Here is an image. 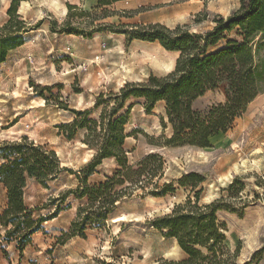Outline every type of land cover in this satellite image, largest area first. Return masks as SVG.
<instances>
[{
    "label": "rangeland",
    "instance_id": "1",
    "mask_svg": "<svg viewBox=\"0 0 264 264\" xmlns=\"http://www.w3.org/2000/svg\"><path fill=\"white\" fill-rule=\"evenodd\" d=\"M12 1L0 0V51H6L0 62V148L25 139L52 151L62 171L46 187L33 179L26 181L23 202L33 220L43 221L33 226L30 243L21 252L16 234L7 237L0 227V264H165L183 260L186 255L175 250L172 238L153 227L152 221L187 199L194 202L196 191L198 205L222 199L217 221L224 224L227 250L232 254L239 248L234 263L264 264V33L252 45L259 93L231 129L210 140L211 148L168 144L172 128L164 118V103H157L148 114L145 101L129 98L118 111L127 116L122 128L127 166L138 169L146 155L158 154L157 177L143 175V190L124 188L127 181L117 185L116 191L122 189L120 197L104 218L98 217L97 204H91L87 196L80 197L85 187L99 185L120 170L115 159H102L93 169L89 165L98 152L92 145L104 138L111 112L121 104L117 97L122 89L126 84L145 82L150 75L169 74L179 55L169 57L157 42L128 41L125 33L131 26L160 24L205 36L215 20L238 10L240 0H123L104 8L106 15L114 13L107 18H102L103 12L96 6L89 9V3L74 6L79 0H16L10 15ZM21 2L26 4L24 11H20ZM68 5L75 8L68 10ZM61 6L67 9L65 15ZM151 19L163 22L148 23ZM239 32L235 28L224 33L207 51H216L228 40L241 42ZM169 59L174 60L170 71H161L154 64L157 60L164 65ZM126 67L127 80L119 75ZM228 84L225 79L207 91L193 103V110L205 112L223 104ZM74 119L79 125L90 123L76 128L69 138L64 126ZM153 167V161L143 165L146 171ZM193 173L203 178L198 187H181L178 181ZM226 176L231 182L224 187ZM164 186L170 187L168 192L152 196ZM6 193L0 184V214L7 206ZM72 223L74 230L84 226L83 236L66 240L61 235L69 234ZM26 242L21 238L20 245Z\"/></svg>",
    "mask_w": 264,
    "mask_h": 264
},
{
    "label": "trees",
    "instance_id": "2",
    "mask_svg": "<svg viewBox=\"0 0 264 264\" xmlns=\"http://www.w3.org/2000/svg\"><path fill=\"white\" fill-rule=\"evenodd\" d=\"M117 1L123 0H97L95 9L102 10V18L113 16L114 13L106 15L104 8ZM16 3V0L11 2L8 14L15 12ZM72 8L75 7L67 6L68 10ZM214 22L215 26L205 36L179 26L170 30L160 24L131 26L133 29L125 33L128 41L157 42L164 51L179 55L171 73L163 77L150 75L145 82L126 84L117 97L121 104L112 110L107 121L104 138L100 143L92 145L98 152L89 169L98 166L105 158L115 159L120 166L114 177L107 178L99 185L85 187L80 196H87L91 204H97L95 209L98 217L102 215L101 218H104L105 214L110 213V207L120 197L118 192L122 189L116 191L117 185L121 186L127 181L129 185L124 188L143 190V175L148 179L157 177L161 165V157L149 153L142 159L140 168L132 170L131 166H127L122 134L127 116L118 114L127 99L145 101L144 108L148 114L157 103H164V116L172 128L168 144L207 149L211 148L210 140L231 129L234 121L246 112L248 105L258 95L252 45L256 36L264 33V0H240L236 12ZM235 28H239L241 42L228 40L216 51H207L223 38L224 33H230ZM15 38L12 40L17 43ZM5 54V49L0 51V62H3ZM225 79L229 80V84L223 104L212 106L205 112L193 110L192 105L198 98L216 89ZM123 83H119V86L122 87ZM80 123L74 119L71 125L64 126L69 130V138L76 128L86 127V123L90 122ZM148 161H153L154 167L146 171L143 165ZM0 163V184L7 191V206L0 214V227L5 228L7 237L16 234L17 249L21 252L30 243L33 226L43 221L41 218L33 220L32 211L23 202L22 190L26 181L33 179L46 187L47 182L54 180L62 169L52 151L26 142L25 139L1 147ZM88 176L89 173L85 175ZM85 181L86 178L82 180L83 185H86ZM202 181V177L193 173L182 177L178 183L181 187L195 190ZM169 188L164 186L160 193L152 192V196L159 197L168 192ZM198 195L199 191H196L194 202L187 199L185 203L173 206L169 213L152 221L153 227L164 231L165 237L175 239L186 255L183 260L165 264H235L234 258L239 248L232 254L227 250L224 245V224L217 221L216 214L222 210L219 207L222 199L198 205ZM71 225L69 234L62 233L61 237L66 236V240L75 236L82 237L84 226L74 230L75 223ZM21 238H26L27 242L20 245Z\"/></svg>",
    "mask_w": 264,
    "mask_h": 264
},
{
    "label": "bare ground",
    "instance_id": "3",
    "mask_svg": "<svg viewBox=\"0 0 264 264\" xmlns=\"http://www.w3.org/2000/svg\"><path fill=\"white\" fill-rule=\"evenodd\" d=\"M55 1V0H54ZM53 5L55 6V7H57V6H59V4L57 3V2H54L53 3ZM52 5V6H53ZM53 6V7H54ZM25 8H26V4H25V2H21V7H20V11H24L25 10ZM61 13L63 14V15H65L66 13H67V9L65 8V7H62L61 6ZM160 48V47H159ZM160 49H162V48H160ZM162 51H164L163 49H162ZM146 52V51H145ZM165 52V54L166 55H168L169 57H171L170 55H172V54H174V53H170V52H166V51H164ZM148 55V54H147ZM173 62H174V60L173 59H169L168 61L166 60V63L167 64H164V65H160L159 63H158V61L157 60H154V64L157 66V68H159L161 71H170L171 69H173ZM155 67V66H154ZM156 68V67H155ZM126 73H129V67H126L125 69H124V71H119V75H120V78H122V79H125V80H127V74ZM164 118L166 119V116H164ZM90 151V150H89ZM58 152V151H57ZM56 152V153H57ZM58 155H60L59 154V152L57 153ZM106 161H108V160H106ZM110 161V160H109ZM253 162L256 164V163H258L257 162V159L255 160L254 158H253ZM244 165V164H243ZM242 165V167L244 168V166ZM257 165V164H256ZM258 166V165H257ZM235 169H236V171H238V167L237 166H235ZM223 182V181H222ZM230 182H231V178L229 177V176H226L225 177V184H224V187H226V185H228V184H230ZM223 185V184H222ZM210 193V192H209ZM218 193V192H217ZM216 195H218V194H216ZM210 196V195H209ZM113 221L115 222V221H117V219L116 218H114L113 219ZM117 223V222H116ZM173 240V244H174V246H175V250H177V251H181V249L179 248V246H178V244H177V242H176V240L175 239H172ZM173 255V254H172Z\"/></svg>",
    "mask_w": 264,
    "mask_h": 264
},
{
    "label": "crops",
    "instance_id": "4",
    "mask_svg": "<svg viewBox=\"0 0 264 264\" xmlns=\"http://www.w3.org/2000/svg\"><path fill=\"white\" fill-rule=\"evenodd\" d=\"M133 0H131V2H132ZM79 2H81V3H74V6H85L86 5V3L88 4L89 3V9H92V8H94L95 6H97V0H79ZM117 2H120V1H117ZM116 2V3H117ZM139 4H141V3H139ZM142 5V4H141ZM138 6H140V5H138ZM148 23H162L163 21H159L158 19H151V20H149V21H147ZM145 23V22H144Z\"/></svg>",
    "mask_w": 264,
    "mask_h": 264
},
{
    "label": "water",
    "instance_id": "5",
    "mask_svg": "<svg viewBox=\"0 0 264 264\" xmlns=\"http://www.w3.org/2000/svg\"><path fill=\"white\" fill-rule=\"evenodd\" d=\"M173 70H174V69H173ZM171 72H172V71H171ZM171 72H170V73H171Z\"/></svg>",
    "mask_w": 264,
    "mask_h": 264
}]
</instances>
